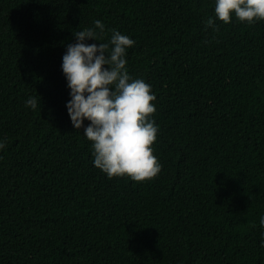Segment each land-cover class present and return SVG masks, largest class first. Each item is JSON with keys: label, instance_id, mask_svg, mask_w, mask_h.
I'll list each match as a JSON object with an SVG mask.
<instances>
[{"label": "trees", "instance_id": "obj_1", "mask_svg": "<svg viewBox=\"0 0 264 264\" xmlns=\"http://www.w3.org/2000/svg\"><path fill=\"white\" fill-rule=\"evenodd\" d=\"M85 28L135 41L150 181L110 179L90 121L72 124L62 63ZM0 142V264H264V20L225 24L215 0H0Z\"/></svg>", "mask_w": 264, "mask_h": 264}, {"label": "clouds", "instance_id": "obj_2", "mask_svg": "<svg viewBox=\"0 0 264 264\" xmlns=\"http://www.w3.org/2000/svg\"><path fill=\"white\" fill-rule=\"evenodd\" d=\"M233 15L248 24L264 20V0H215L216 18L229 24ZM206 27L215 28L213 18ZM95 29L102 33L104 24L96 20ZM95 29L75 32L77 42L68 45L63 56L62 70L71 90L68 114L77 130L90 121L84 135L92 142L95 167L110 179L150 181L162 170L154 149L159 128L151 119L156 96L149 83L133 79L127 71L126 50L135 41L113 30L108 43H86L99 39ZM26 106L36 110V98H29ZM5 147L6 142H0V149ZM260 225L264 227V217Z\"/></svg>", "mask_w": 264, "mask_h": 264}]
</instances>
